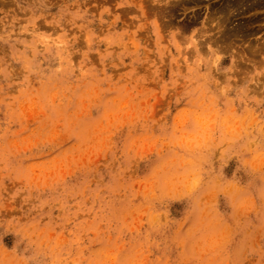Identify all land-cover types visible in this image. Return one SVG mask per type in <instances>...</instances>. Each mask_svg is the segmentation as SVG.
<instances>
[{
	"label": "clouds",
	"instance_id": "9594fccd",
	"mask_svg": "<svg viewBox=\"0 0 264 264\" xmlns=\"http://www.w3.org/2000/svg\"><path fill=\"white\" fill-rule=\"evenodd\" d=\"M199 31L0 0V264H264V66Z\"/></svg>",
	"mask_w": 264,
	"mask_h": 264
},
{
	"label": "rangeland",
	"instance_id": "374dc122",
	"mask_svg": "<svg viewBox=\"0 0 264 264\" xmlns=\"http://www.w3.org/2000/svg\"><path fill=\"white\" fill-rule=\"evenodd\" d=\"M224 1L225 0H203V2H201L200 4H197V5L196 4H192V5H190L191 7L188 6V8L186 10L180 8L179 10H177L178 12L176 11L174 13H170L169 16H168V13H167V12H169L168 9H165L164 8L166 5H159V6L158 5H152L151 0H147L145 2V3H147V4H145V6H146L145 8H146L147 12H149V16L150 17L152 15H156L158 17V19H160L159 22H160V25L162 24L161 25V29H162L163 32L167 33L169 30H178L177 39L183 40L186 37L185 39L187 40L189 46H195L197 44V41L194 38V35L193 36H189V35H191L192 33H194L196 29H200V31L196 33V36H197L198 40L199 39H202L203 41H205V42L202 43V40L201 41L199 40L201 42V44H200V42H199V44L202 46L201 47L199 45L200 46V50H202L203 47H204V49L202 50V52L207 53L209 47L218 49L221 53L224 54V59L222 61V64L224 66H228L229 64H231L232 63V60H233V57H235L236 66L239 69V71L236 73V75L238 77L243 78V76L246 73L251 72V71L254 70V66L255 67L264 66V0L262 1L263 2V6L261 5L260 6V9H258L259 8L258 6L256 7L257 9L256 8L255 9L253 8L254 10H252V11H251L250 8H248V9L245 8V10L242 9L243 11L239 8L240 10H238L237 12L235 11V14L233 12V15L234 16L233 15L230 16V17H232V20H231V18L229 19V16L227 15L228 16V19H227L228 21H227V23H225L227 26L224 24V26H222V28H220L219 25H216L217 24V21L216 20H214V21L209 20V19H211L209 17L211 16V13H212L211 11H213V9L212 8L210 9V7L208 5L216 7L217 5L219 6V4L223 3ZM219 2H221V3H219ZM167 5H169V4H167ZM154 6H156V7H154ZM90 7H92L93 11H95L96 8L100 7V5L99 4H96L95 7H93L92 4L90 3ZM152 7H154V8H152ZM160 9L161 10L163 9V10L161 11ZM166 10H167V12H166ZM194 14L199 15V16H197V18H196V16ZM253 14H256V15L254 16ZM211 17H213V16H211ZM124 18L127 19V14L124 15ZM161 21H162V23H161ZM166 21H167V23H166ZM228 23L230 24V26H229ZM237 24L239 26H241L240 29L243 28V29H241V32L239 31V28H238L239 26ZM170 25L172 27H170ZM162 26H163V28H162ZM234 26H236V27L234 28ZM210 27H212V28H210ZM224 27H226L224 30H226V29L229 28V31H232L234 34L231 35V33L229 31H227V30L224 31L223 30ZM217 28L219 29V31H218ZM231 28L232 29L234 28L233 29L234 31H235V29H238V32H236L237 30L234 32ZM204 29L207 30V34L206 35L204 34V32H205ZM211 29H213V30H211ZM220 29H222L221 30L222 34L224 33L223 36L221 35ZM180 32L181 33H184L185 32V33L183 35ZM228 32H229L231 38L228 37L229 36ZM225 33H227L228 36H227V34L225 35ZM242 33H243V35H242ZM245 34L247 36H245ZM187 36H189V37H187ZM200 36H201V38H200ZM223 37H225L226 39L228 38L229 41H226V39L223 38ZM205 39L206 40L208 39V40L206 41ZM224 40L226 42H222ZM241 40H243V41H241ZM171 43L174 44V45H176L177 47H179V45H178V43H177V41H176L175 38H173V40L171 41ZM231 43L232 44L234 43L235 45L234 44L232 45ZM248 52H249V54H248ZM256 59H258V60H256ZM258 61H261V62H258ZM259 87H264V77L261 78V83L259 84ZM157 106L160 109H162V110H167V104H166L165 98H163V97L158 98L157 99ZM5 242L7 244L11 245V243H12V237H10V236L9 237H6L5 238Z\"/></svg>",
	"mask_w": 264,
	"mask_h": 264
},
{
	"label": "bare ground",
	"instance_id": "6f19581e",
	"mask_svg": "<svg viewBox=\"0 0 264 264\" xmlns=\"http://www.w3.org/2000/svg\"><path fill=\"white\" fill-rule=\"evenodd\" d=\"M147 1V0H146ZM145 1V2H146ZM263 0H225L223 3H221V2H219V3H221V4H219V6L217 5L216 7H214V6H210V5H208L209 7H210V9L212 8L213 9V11H211L212 13H211V16H213V17H209V18H211V19H209V20H211V21H214V20H216L217 21V24L216 25H219L220 26V28H222V26H224V24L225 23H227V19H228V16H229V19L231 18V20H232V17H230L231 15H233V12H234V14H235V11L237 12L238 10H242V9H244L245 10V8H250L251 9V11L252 10H254L257 6L259 7L258 9H260V6L262 5L263 6V2H262ZM201 2H203V0H170V3H169V5H166L164 8L165 9H168V11L169 12H167V10H166V12L168 13V16H169V14L170 13H174V12H176L177 10H179L180 8L181 9H184V10H186L187 8H188V6L189 7H191L190 5H192V4H200ZM150 3V2H149ZM212 3V2H211ZM145 4H147V3H145ZM151 4V3H150ZM206 4V3H205ZM216 4V3H215ZM153 5V4H152ZM93 6V5H92ZM148 6V5H147ZM159 6V5H158ZM207 6V7H208ZM95 7V6H94ZM146 7V6H145ZM154 7H156V6H154ZM154 7H152V8H154ZM148 8V7H147ZM150 8V7H149ZM196 8V7H195ZM240 8V9H239ZM254 8V9H253ZM164 9V10H165ZM191 9V8H190ZM249 9V10H250ZM257 9V8H256ZM161 10V9H160ZM163 10V9H162ZM161 10V11H162ZM183 10V11H184ZM157 11V10H156ZM182 11V10H181ZM243 11V10H242ZM159 12V11H158ZM157 12V13H158ZM178 12V11H177ZM184 13V12H183ZM148 14H149V12H148ZM165 14V13H164ZM200 14V13H199ZM239 14V13H238ZM237 14V15H238ZM241 14V13H240ZM160 15V14H159ZM163 15V14H162ZM195 16H196V18H197V16H199V15H196V14H194ZM228 15V16H227ZM254 16L256 15V14H253ZM252 15V16H253ZM193 16V15H192ZM194 16V17H195ZM208 16V15H207ZM223 16V17H222ZM234 16V15H233ZM226 17V18H225ZM167 18V17H166ZM169 18V17H168ZM163 19V18H162ZM177 19V18H176ZM189 19V18H188ZM251 19V18H250ZM160 20V19H159ZM184 20V19H183ZM206 20V19H205ZM230 21V20H229ZM236 21V20H235ZM252 21V20H251ZM170 22V21H169ZM161 23H162V21H161ZM164 23V22H163ZM166 23H167V21H166ZM165 23V24H166ZM178 23V22H177ZM200 23V22H199ZM205 23V22H204ZM207 23V22H206ZM213 23V22H212ZM230 23V22H229ZM228 23V24H229ZM241 23V22H240ZM246 23V22H245ZM191 24V23H190ZM231 24V23H230ZM230 24H229V26H230ZM162 25V24H161ZM164 25V24H163ZM167 25V24H166ZM226 25V24H225ZM238 25V24H237ZM236 25V26H237ZM243 25V24H242ZM165 26V25H164ZM227 26V25H226ZM228 26V27H229ZM236 26H234V28L236 27ZM239 26V25H238ZM257 26V25H256ZM170 27H172L171 25H170ZM179 27V26H178ZM214 27V26H213ZM227 27V28H228ZM232 27V26H231ZM240 27L241 26H239L238 28H239V31L241 32V29H243V28H241L240 29ZM250 27V26H249ZM253 27V26H252ZM162 28H163V26H162ZM184 28V27H183ZM186 28V27H185ZM210 28H212V27H210ZM226 27H224L223 28V30L225 29ZM233 28V29H234ZM181 29V28H180ZM218 29V28H217ZM232 29V28H231ZM232 29V30H233ZM184 30V29H183ZM203 30V29H202ZM205 30V29H204ZM211 30H213V29H211ZM215 30V29H214ZM221 30L222 29H220V32H221ZM227 31H229V28L228 29H226ZM226 30H224V31H226ZM237 30V31H236ZM166 31V30H165ZM181 31V30H180ZM218 31H219V29H218ZM234 31V30H233ZM235 31L236 32H238V29H235ZM234 31V32H235ZM246 31V30H245ZM244 31V32H245ZM248 31V30H247ZM250 31V30H249ZM230 33H231V35L232 34H234L232 31H229ZM229 32H228V34H229ZM243 32V33H244ZM181 33V32H180ZM185 33V32H184ZM184 33H181V34H183L184 35ZM243 33H242V35H243ZM224 34V33H223ZM223 34H222V32H221V35L223 36ZM227 33H225V35H226ZM228 34H227V36H228ZM237 34V33H236ZM224 35V36H225ZM239 35V34H238ZM182 36V35H181ZM245 36H247L246 34H245ZM244 36V37H245ZM229 38H231L230 37V34H229V36H228ZM183 38V37H182ZM200 38H201V36H200ZM223 38H225V37H223ZM213 39V38H212ZM217 39V38H216ZM219 39V38H218ZM221 39V38H220ZM226 39V38H225ZM228 39V38H227ZM226 39V41H229V39L227 40ZM200 41L202 40V39H199ZM206 40V39H205ZM208 40V39H207ZM206 40V41H207ZM223 40V39H222ZM199 41V42H200ZM225 40L224 41H222V42H226ZM232 41V40H231ZM241 41H243V40H241ZM246 41V40H245ZM203 42H205V41H203L202 40V43ZM214 42V41H213ZM217 42V41H216ZM221 43V42H220ZM230 43V42H229ZM235 43V42H234ZM233 43V44H234ZM244 43V42H243ZM200 44H201V42H200ZM199 44V45H200ZM205 44V43H204ZM226 44V43H225ZM232 44V43H231ZM232 44V45H233ZM261 44V43H260ZM259 44V45H260ZM235 45V44H234ZM249 45V44H248ZM201 46V45H200ZM206 46V45H205ZM221 46V45H220ZM245 46V45H244ZM247 46V45H246ZM250 46V45H249ZM252 46V45H251ZM255 46V45H254ZM263 46V45H262ZM202 47V46H201ZM207 47V46H206ZM234 47V46H233ZM242 47V46H241ZM248 47V46H247ZM222 48V47H221ZM224 48V47H223ZM245 48V47H244ZM202 49V48H201ZM203 49H204V47H203ZM202 49V50H203ZM229 49V48H228ZM239 49V48H238ZM250 49V48H249ZM201 50V51H202ZM241 50V49H240ZM255 50V49H254ZM250 51V50H249ZM253 51V50H252ZM239 52V51H238ZM248 54H249V52H248ZM237 55V54H236ZM254 55V54H253ZM249 58V57H248ZM255 58V57H254ZM256 60H258V59H256ZM255 60V61H256ZM262 61V60H261ZM261 61H258V62H261ZM240 62V61H239ZM241 66V65H240ZM247 66V65H246ZM243 68V67H242ZM249 68V67H248Z\"/></svg>",
	"mask_w": 264,
	"mask_h": 264
}]
</instances>
